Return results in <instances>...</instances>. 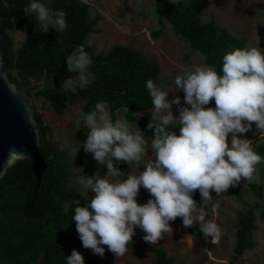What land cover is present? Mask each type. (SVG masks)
<instances>
[{
    "label": "clouds",
    "instance_id": "obj_1",
    "mask_svg": "<svg viewBox=\"0 0 264 264\" xmlns=\"http://www.w3.org/2000/svg\"><path fill=\"white\" fill-rule=\"evenodd\" d=\"M168 2L177 5L180 0ZM23 11L35 17L42 33L49 28L63 33L67 28L65 12L53 10L41 0H31ZM66 64L76 75L65 78L61 87L71 94L87 89L96 79L89 70L92 59L83 45L66 58ZM175 85L183 90L190 105L177 109L178 118L171 109L180 104V98L169 101L168 91L151 79L146 81L154 108L147 125L154 132L150 145L142 131L133 132L120 120L113 122L107 102L96 103L84 118L89 130L84 150L107 167L103 177L87 178L88 189L95 196L85 207L78 204L73 216L82 246L94 254L103 256V246H107L117 259L122 258L137 227L144 231L145 242L156 245L173 232L169 222L177 217L182 218L185 228L198 223L204 237L217 244L221 228L206 219L209 207L213 212L219 207V199L213 202L211 192L219 196L238 186L242 178L251 180L256 166L264 162L252 142L237 135L249 132L253 123L264 131V50L235 48L223 56L219 72L211 66H194L177 76ZM213 99L216 107L205 108ZM177 125L179 135L171 130ZM149 148L152 156L147 155ZM114 161L126 162L135 171L125 174ZM141 164L144 171H138ZM125 175L126 179H109ZM141 186L153 197L143 205L136 200ZM197 190L202 197L200 204L193 199ZM66 264H84V258L73 249Z\"/></svg>",
    "mask_w": 264,
    "mask_h": 264
},
{
    "label": "trees",
    "instance_id": "obj_2",
    "mask_svg": "<svg viewBox=\"0 0 264 264\" xmlns=\"http://www.w3.org/2000/svg\"><path fill=\"white\" fill-rule=\"evenodd\" d=\"M154 1L159 20L168 22L173 32L203 57L205 65L214 67L218 72L224 55L235 48L248 47L244 38L233 36L214 20H203L202 0H180L177 5L168 0ZM30 2L0 0V53L3 70L10 81L34 96L42 97L57 116H63L68 91L61 85L70 73L66 58L76 47L83 45L92 59L89 70L96 76L87 89L78 90L75 95L83 102V115L90 113L96 103L107 102L113 122L118 120L117 113L123 110L124 121L135 125L145 138L152 139L154 132L147 128L151 120L139 117L138 113L154 109L146 88L147 80L151 79L163 89L158 63L126 46H114L106 53L97 54L94 46L88 43V38L100 33L97 28L99 16L91 20L89 6L82 0L44 2L53 10L65 12L67 28L63 33H57L54 28H49L47 33L39 31L35 17L27 16L23 11ZM14 29L26 34L23 46L17 50L9 34ZM160 33L161 30L154 35ZM51 73H56V83L44 89L41 83ZM219 74L222 75V72ZM33 115L40 132V147L47 169L38 181L31 164L18 161L0 181V264H66L73 249L82 255L84 248L73 220L81 194L80 189L72 185V167L65 153L48 140L49 127L44 125L36 112ZM171 130L179 135L178 125ZM253 149L264 158V143L257 144ZM260 164L264 180V162ZM114 166L127 174L126 162L114 161ZM120 178L126 179V175ZM250 186L253 193L262 198L258 185L252 182ZM193 199L198 204L202 202L198 190ZM262 200L264 203V198ZM261 215L264 216V206ZM176 221L184 234L192 237L202 234L196 224L185 228L181 217H177ZM255 221L253 210L239 214L232 261L254 248L252 232ZM153 252L155 264H175V257L169 256L163 248H154ZM83 258L84 264H99L98 254Z\"/></svg>",
    "mask_w": 264,
    "mask_h": 264
},
{
    "label": "rangeland",
    "instance_id": "obj_3",
    "mask_svg": "<svg viewBox=\"0 0 264 264\" xmlns=\"http://www.w3.org/2000/svg\"><path fill=\"white\" fill-rule=\"evenodd\" d=\"M47 0H41L42 3ZM85 2V0H82ZM89 6L90 18L95 20L99 16L97 28L100 33L91 35L88 43L94 46L95 52L106 53L114 46H126L155 60L160 67V81L163 90L169 92L168 99L180 98L179 105H173L171 111L174 117H179L177 109L180 106L189 107L184 99L185 93L174 85L175 78L182 75L186 69L194 66H206L203 57L194 52L189 44L176 35L171 25L165 20L160 21L155 13L154 0H86ZM202 17L204 21L214 20L219 26L227 29L233 36L244 38L249 48L260 47L264 50V0H202ZM161 30L159 35H154ZM15 49L23 46L26 40L25 32L12 30L10 33ZM259 41V43H258ZM15 74V72H12ZM74 76L70 72L65 78ZM28 91V90H26ZM32 96L33 112L41 118L44 125L49 127L48 140L65 153L67 162L73 170L72 185L80 189L79 205L87 206L95 193L88 189V177L107 173L106 165H100L92 153L84 150L83 142L89 131L84 126L85 115L82 113L83 102L68 92V101L63 116H57L42 97ZM205 108H215L214 99ZM140 112L139 117L152 120V112ZM118 120L124 121V111L117 113ZM128 124V123H127ZM133 132L138 131L135 125L128 124ZM238 138L248 139L252 147L264 143V131L252 129L244 134H237ZM150 145L151 139L145 138ZM231 146V134L228 138ZM148 156H152L149 148ZM251 180L241 179L236 187H230L227 192L219 196L212 191L213 202L219 199V207L213 212L207 209L206 219H212L221 228V236L217 244L211 243V237H192L181 231L179 223L170 221L172 233L165 234L164 239L156 245L144 241V231L137 227L133 242L128 252L117 259L108 250L103 256L99 255V264H155L154 248H163L169 256L175 257V264H264V216L261 215L264 203V180L261 178V164ZM141 164L138 171H144ZM135 168L128 165L127 173L134 172ZM109 179H121L109 178ZM84 180L85 183H81ZM256 183L262 190V198L253 193L250 183ZM150 196L148 190L141 186L138 204H145ZM202 203V202H201ZM91 210V209H90ZM253 210L256 217L253 229L254 248L246 251L242 257L232 261L236 243L235 233L238 229L239 214ZM199 228V224H196ZM84 257L93 254L91 249L83 248Z\"/></svg>",
    "mask_w": 264,
    "mask_h": 264
},
{
    "label": "water",
    "instance_id": "obj_4",
    "mask_svg": "<svg viewBox=\"0 0 264 264\" xmlns=\"http://www.w3.org/2000/svg\"><path fill=\"white\" fill-rule=\"evenodd\" d=\"M56 80V73H51L42 87L51 88ZM33 113L31 94L10 81L0 53V181L18 161H28L38 181L47 169Z\"/></svg>",
    "mask_w": 264,
    "mask_h": 264
}]
</instances>
